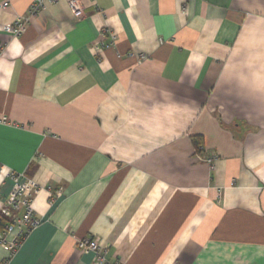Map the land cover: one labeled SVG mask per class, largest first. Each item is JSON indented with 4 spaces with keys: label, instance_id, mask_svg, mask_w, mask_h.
<instances>
[{
    "label": "crops",
    "instance_id": "0c3cea01",
    "mask_svg": "<svg viewBox=\"0 0 264 264\" xmlns=\"http://www.w3.org/2000/svg\"><path fill=\"white\" fill-rule=\"evenodd\" d=\"M3 1L0 214L13 170L40 223L0 264H95L88 236L117 264H264V0H45L18 35L31 0Z\"/></svg>",
    "mask_w": 264,
    "mask_h": 264
},
{
    "label": "built area",
    "instance_id": "2783aa9c",
    "mask_svg": "<svg viewBox=\"0 0 264 264\" xmlns=\"http://www.w3.org/2000/svg\"><path fill=\"white\" fill-rule=\"evenodd\" d=\"M9 3L10 0H4L1 6L5 7ZM67 3L73 16L79 18L83 15V7L79 0H67ZM44 7L45 0H31L27 10L15 18L14 23L9 26V29L16 35L21 34L30 18L37 15ZM110 36V44L114 46L116 36L112 32ZM214 158V154H210L204 158L201 154L197 156V159L205 160L208 164L212 163ZM2 167L0 164V168ZM5 176L11 180L12 186L5 200L6 209H3V212L0 214V244L7 248L9 251L8 257H10L20 247L28 233L40 223V220L31 205L33 190L37 187L36 182L29 179L20 181L21 174L13 170H8ZM219 195L220 192L218 190L217 201ZM8 234H10L9 238L7 237ZM76 246L84 253L91 252L95 264H117L107 258L106 247L101 248L96 237L79 238Z\"/></svg>",
    "mask_w": 264,
    "mask_h": 264
}]
</instances>
